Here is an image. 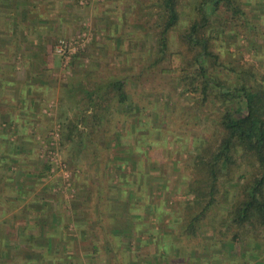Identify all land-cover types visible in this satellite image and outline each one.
Listing matches in <instances>:
<instances>
[{
  "label": "rangeland",
  "instance_id": "rangeland-1",
  "mask_svg": "<svg viewBox=\"0 0 264 264\" xmlns=\"http://www.w3.org/2000/svg\"><path fill=\"white\" fill-rule=\"evenodd\" d=\"M150 1L49 0L56 10L45 13V45L39 49L31 40L27 44H34L25 49L29 57L11 48L6 54L10 60H0V264H36L29 261L32 251H39L35 257L40 264H264V243H252L233 228L227 231L221 218L227 213L222 201L232 203L239 184L248 178L238 168L230 184L220 183L217 203L208 212L207 219L215 216L223 223L217 226V241L208 232L197 237L182 232L189 217L201 210L190 184L196 159L207 158L220 137L218 106H201L197 94L170 75L144 67L156 49ZM194 1L182 0L179 28L187 25ZM241 1L248 27L237 22L231 37L217 41L214 49L221 61L264 82V0ZM51 19L57 25L51 26ZM178 34V29L170 33L172 51L183 50ZM72 40L77 41L76 51L69 58L56 52L60 41ZM239 71L219 74L223 80L228 72L227 78L245 79ZM122 79L130 108L118 106L116 92L108 87ZM98 86L103 89L99 99L92 92ZM89 98L96 99L95 105ZM70 130L71 141L66 139ZM44 162L50 171L39 180L36 174ZM97 179L104 189H98L101 195L139 196L138 206H125L136 217H112L120 226L127 219L151 221V234L159 228L168 232L174 225L172 233L160 242L156 236L147 239L146 233L130 234L126 225L113 230V236L119 242L127 238L129 249L118 250L116 241L109 247L98 241L92 251L86 244L92 236ZM127 201L123 196L115 208L108 201V212L122 213L121 204ZM30 230L34 239L46 232L52 241L33 243ZM235 233L233 248L225 250L222 241L232 240ZM169 237L174 244L167 242ZM173 245L176 251L170 250Z\"/></svg>",
  "mask_w": 264,
  "mask_h": 264
},
{
  "label": "trees",
  "instance_id": "trees-1",
  "mask_svg": "<svg viewBox=\"0 0 264 264\" xmlns=\"http://www.w3.org/2000/svg\"><path fill=\"white\" fill-rule=\"evenodd\" d=\"M181 2L182 0H151L148 4L149 16L152 12L155 16H151L153 21L150 22L156 49L150 52V59L144 67L160 69L162 74L170 75L188 92L197 94L201 106L217 105L216 121L220 132L216 145L209 147L210 154L207 158L196 159V177L190 185L201 210L189 217L182 232L187 237H197L199 232H208L207 234L214 236L216 242L217 226L225 223L227 231L233 228L245 232L252 243H264V82L256 81L252 72L239 71L238 66L221 61L219 53L214 49L217 41L231 37L228 34L237 22H244L248 27L243 3L241 0H195L188 14L187 25L179 28ZM177 29L178 43L183 50L172 51L169 36ZM221 70L242 72L245 79L238 75L234 80L227 78L228 72L223 80L219 74ZM125 86L126 79L108 83V87L116 92L118 106L126 105V108H130ZM92 92L98 99L103 95L101 86ZM95 100L89 98L88 103L95 105ZM100 104L102 103H98ZM71 133L70 130L67 140H70ZM236 168L242 173V178H248L239 184L232 203L226 198L222 201L223 208L227 209L226 215L221 217L223 223L217 221L215 216L207 219L208 212L217 203L216 195L220 183L230 184L232 171ZM49 171L50 165L44 162L38 169L37 179H43ZM37 208L38 206H34L33 210ZM57 222L55 218V223ZM217 223L219 224L215 225ZM30 231L33 243L52 241V237L46 235V232L39 233V237L34 239L36 236ZM179 235L176 234L178 239ZM236 235H232V240L222 241L225 250L233 248L231 242ZM112 243L113 241H107L106 246L109 247ZM47 250L49 252L50 247ZM170 250L176 251L175 245ZM28 252L26 250L27 254ZM37 253L39 251H32L30 262L40 264L41 261L35 257ZM5 256L7 255H2Z\"/></svg>",
  "mask_w": 264,
  "mask_h": 264
},
{
  "label": "crops",
  "instance_id": "crops-1",
  "mask_svg": "<svg viewBox=\"0 0 264 264\" xmlns=\"http://www.w3.org/2000/svg\"><path fill=\"white\" fill-rule=\"evenodd\" d=\"M49 3H50L49 0H0V60L3 59V62L6 59L8 61L10 60L11 55H6V54L8 51H10L9 49L11 48H12L11 49L12 52H16L17 54L18 52L22 54L24 53L25 56L29 57L26 54V50H25L27 49L26 47H30L31 44L35 43L36 46H38V48L41 49L42 44L45 45V39L42 38V36L45 34V13H52V11L55 9L52 6V4H49ZM56 19H51L50 21H53V23H50V22L48 23L51 26L57 25L55 22L58 20ZM31 40H34V43L31 42V44L28 45L27 43L30 42ZM3 45H5L6 47L8 46V47L3 49L2 48ZM22 46H23V49H22ZM38 48H34V50H38ZM3 67L6 68L7 66H3ZM82 145L83 143L80 144L81 147ZM84 146L86 145L84 144ZM88 152L91 153L92 151L88 150ZM124 180H125L124 181L125 185L129 186L128 185L129 181L126 179ZM94 184L97 187V193L92 197L94 198V202H93V209H92L93 216L91 217L94 223H93V226H91V228L93 227V229L89 231L90 233H92V236L89 237L88 244H86V246H89L92 251H96L95 250L96 245H94L96 242L102 241L103 244H105V242L107 241H113V242L116 241L118 243L116 245L118 250H122L121 249L122 247L124 249H129L126 247V246H130L127 238H123L121 242H119L116 239L117 238L116 234L115 236H113L114 234L113 230H115L116 232L120 227H123V226H120L122 225L121 221L120 222L114 221V218L117 219L119 218V216L124 217L127 214H129L127 218L136 217V215L132 213V211L126 210L125 206H127V204L138 206L140 202V200H138L139 196L136 195L133 197L131 195H123L121 193L111 195L109 192H106L105 194L101 195L98 193V189L99 191H104V189L101 190L100 188L102 186L101 180L99 179L95 180ZM121 186H124V184H122ZM121 186L118 187L119 190H121ZM106 195L111 197L112 200L111 201L107 200ZM123 196H128V201L124 205L121 204V210L122 211L125 210V211H123L122 213H117V212L109 213L107 210L109 209L108 208L109 202H112L113 203L112 207L114 206L115 208V206H118V202L122 201ZM102 198H105L107 202L99 204L98 202ZM104 205L106 209L102 210V207ZM151 209L152 208L150 207V210ZM55 218L57 219V217ZM110 219L112 220L111 223L109 222ZM123 223H125L126 225H130V227H126L128 229L127 232H130V234L142 236V234L146 233L148 235L147 239L150 237L154 238L156 236V238L160 239V242L165 234L169 233L170 235L172 233V229H173L172 227L174 226V225L173 226L171 225L170 227V225L167 224L169 225L168 232H162V230L159 228L154 232V234H151L152 229H154L155 227V226H152L153 224L155 225V223L150 225L151 221L148 223H140L136 219H133V222H129L127 219V220H124ZM148 228L150 230H148ZM56 230H58V228ZM54 233H56V231ZM102 233L105 237H101ZM81 234L82 235L88 234V232L87 233L83 232ZM104 238L107 241L104 240ZM82 239L85 240L86 237H82ZM172 239L173 238L169 237V241L167 242L173 243ZM126 241L128 243H126ZM60 242L63 243L62 244L64 245L63 247L67 248V243L62 242L61 240ZM80 243H84V242L81 240ZM106 249L108 248L106 247ZM155 249L157 248L155 247ZM129 264H134V263L131 262ZM149 264H154V263H149Z\"/></svg>",
  "mask_w": 264,
  "mask_h": 264
},
{
  "label": "built area",
  "instance_id": "built-area-1",
  "mask_svg": "<svg viewBox=\"0 0 264 264\" xmlns=\"http://www.w3.org/2000/svg\"><path fill=\"white\" fill-rule=\"evenodd\" d=\"M85 37V34H83L82 37L77 40L78 43H80ZM77 41H60L56 47V52L66 59L69 58L76 51Z\"/></svg>",
  "mask_w": 264,
  "mask_h": 264
}]
</instances>
